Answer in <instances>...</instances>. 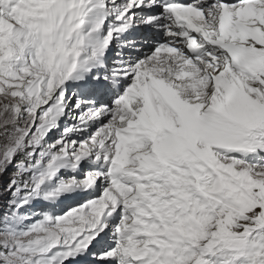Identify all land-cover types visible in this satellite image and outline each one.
Instances as JSON below:
<instances>
[{"label":"snow or ice","instance_id":"obj_1","mask_svg":"<svg viewBox=\"0 0 264 264\" xmlns=\"http://www.w3.org/2000/svg\"><path fill=\"white\" fill-rule=\"evenodd\" d=\"M9 169L0 264H264V0H0Z\"/></svg>","mask_w":264,"mask_h":264},{"label":"rangeland","instance_id":"obj_2","mask_svg":"<svg viewBox=\"0 0 264 264\" xmlns=\"http://www.w3.org/2000/svg\"><path fill=\"white\" fill-rule=\"evenodd\" d=\"M11 174H12V169H9V172L7 174H5L2 178H0V191L3 190V186L6 185Z\"/></svg>","mask_w":264,"mask_h":264}]
</instances>
